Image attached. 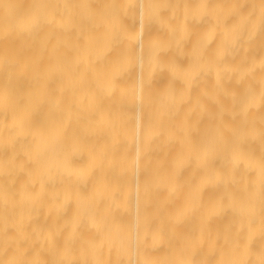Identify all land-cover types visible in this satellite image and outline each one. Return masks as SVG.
Instances as JSON below:
<instances>
[{"label": "bare ground", "instance_id": "obj_1", "mask_svg": "<svg viewBox=\"0 0 264 264\" xmlns=\"http://www.w3.org/2000/svg\"><path fill=\"white\" fill-rule=\"evenodd\" d=\"M0 264H264V0H0Z\"/></svg>", "mask_w": 264, "mask_h": 264}]
</instances>
